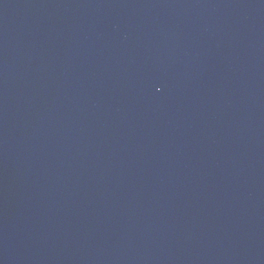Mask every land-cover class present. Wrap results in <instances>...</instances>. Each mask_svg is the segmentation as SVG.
Segmentation results:
<instances>
[{
  "label": "water",
  "instance_id": "water-1",
  "mask_svg": "<svg viewBox=\"0 0 264 264\" xmlns=\"http://www.w3.org/2000/svg\"><path fill=\"white\" fill-rule=\"evenodd\" d=\"M0 264H264V0H0Z\"/></svg>",
  "mask_w": 264,
  "mask_h": 264
}]
</instances>
